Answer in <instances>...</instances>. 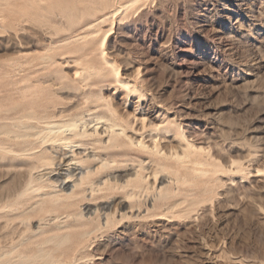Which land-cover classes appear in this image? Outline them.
I'll return each mask as SVG.
<instances>
[{
	"label": "rangeland",
	"instance_id": "obj_1",
	"mask_svg": "<svg viewBox=\"0 0 264 264\" xmlns=\"http://www.w3.org/2000/svg\"><path fill=\"white\" fill-rule=\"evenodd\" d=\"M102 56L138 91H122ZM108 102L132 123L117 156L132 160L103 169L93 180L108 181L93 191L87 183L78 204L58 211L74 225L56 230L33 210L65 179L69 153L60 145L26 152L43 151L53 166L35 171L38 191L10 209L0 203V253L68 231L74 252L60 264H264V0H0V124L19 123L23 112L101 117ZM181 134L195 144L191 158ZM156 135L179 158L130 144ZM96 146L80 156L105 152ZM19 154L0 151L1 193L36 161ZM140 161L149 169L142 183H121Z\"/></svg>",
	"mask_w": 264,
	"mask_h": 264
},
{
	"label": "bare ground",
	"instance_id": "obj_2",
	"mask_svg": "<svg viewBox=\"0 0 264 264\" xmlns=\"http://www.w3.org/2000/svg\"><path fill=\"white\" fill-rule=\"evenodd\" d=\"M127 3H125L126 9H127V6H126ZM105 35H106V33H105ZM104 41H105V38H103V40L100 43L103 44ZM100 47H99V49H100ZM102 58H103V56H102ZM103 59H102L104 61L103 63L106 64L108 67H110V71L113 74V78H115L116 81L119 83L122 91L127 92V94H128V92L130 93V92L138 91L137 86L135 87V85L131 81L124 80V79L120 78L118 67L115 68V66L113 64H110L109 60H107L106 58H103ZM86 75H89V73H87ZM28 95H30V94H28ZM26 103H28V101ZM105 105L107 106V110L105 112L104 111L102 112L103 116H101V117H98V116L94 117L95 115L93 117L92 116L90 117L89 115L94 114V113H92V114L88 115L89 118L85 115L88 118V119H85L83 112L76 111V112H74V115L69 118L70 121H68V122H63L64 120L58 121L54 117L51 120L46 121L45 116L44 117L38 116L35 112H23L20 115L19 119L17 116L19 123L13 124L11 126H8L7 124H4V123L0 124V135L2 136V137H0V151H2V152L5 151L8 153H10V152L12 153V151H16V152H20V154H19L20 156H31L32 155V156H35V158H36V161L29 163V166L27 168L23 169V167H22L21 173H19V174H21V176L19 175L20 176L19 181L17 179H14L15 175L17 178L18 172H17V174L15 172H13V173H15V175L12 178L14 179V182L17 180L18 183L16 181L17 184L14 187L11 186L12 188L9 189L10 188V186H9V188H8L9 190H7V191L5 190L6 192H3V193L0 192L1 193L0 194V203H3L4 207H7L8 209H10L16 203H19L20 199L22 197H24L25 194H27L26 192L28 190H30L28 192V194L33 190L32 189V185H33L32 183H34L35 181L34 182H32V181L34 178H36V176L34 175L35 171L38 169L46 170V169L52 168L53 158L49 157L48 155L43 154V151L37 155H36V150L33 152H30V153H26V152H29V151L37 148V147H43V150H46L45 148L47 147V149H48V146L54 147L56 145H60V146H63V150H67V153H69L68 155L65 154V156H64L65 157L64 162H66L65 165H66L67 175H66L65 179L62 178L63 180L60 183V186L58 187V189L53 188L48 193H42V194L40 193L43 196H46V195H49V196L42 199L43 202L46 204L43 205L44 203L42 202V205H40L36 209H34L33 212H39V211L47 212L49 220L52 221V223H53V226L51 224L50 225L52 227H54L56 230H61L63 228L73 226L74 225V215L71 216L72 213L67 212L66 220L63 221V223H62L61 221H59L60 220L59 219L60 214L58 211L62 208L72 207V206H75L76 204H78V202L81 201L82 195L85 192V190L88 191V189H89V188L86 189L87 183H91V185H90L91 191H93V184L92 183H96V184L97 183H107L108 180H101L102 178L97 180V181H94L93 179L97 176H100L101 171L103 169H106L107 167H109L111 163L113 164L114 162H123V161H127V160H132L130 155L125 156L124 160H118L117 159L118 155H121V156L124 155V153H123L124 150L121 148V144L119 143V138L122 136H125V137L127 136L126 135L127 132L125 133L126 127L131 126L132 123L130 121H128V119H126L125 116H121L120 118H118L119 112H118L116 107L112 106L111 103L108 102ZM90 109H91L90 107L87 108V110H90ZM139 118H140V121L142 123L141 126L143 128L146 125L144 123L145 116L139 117ZM139 118H136V116H134L133 123H134V121L139 120ZM42 119H44V120H42ZM40 123H43V124L40 125ZM149 123L151 124V122H149ZM90 124H92V125H90ZM168 125H167V128H168ZM15 127H17V128L13 129ZM170 127H173V126L171 125ZM156 130H158V129L156 128ZM168 130H169V128H168ZM176 130H177V128H176ZM153 132H151V133H153ZM177 132H178V130H177ZM155 133H157V131L154 132V134ZM167 133H168V131H167ZM167 133H165V134H167ZM163 135H164V133H163ZM144 137H141L135 141H133V140L130 141L129 139L128 140L130 141L131 145H134L136 148L141 149V150L148 152L150 154L157 155V156L162 157V158H168V157H171L172 155L177 156L176 158H179L178 156L180 155V153L173 150L172 147L160 145L158 143V140L156 141V139L159 138L157 135H156V138L154 136H150V140H147V141L144 139ZM181 137L184 140L183 145L185 146V148H183V153L187 156V155H189L191 149L192 150L195 149V144L190 143L189 142L190 140L186 139L184 134H181ZM160 141H161V139H160ZM89 144L94 145V146L97 145L96 148H101L102 151H105V152H103V153L101 152L97 155L93 154V153L90 154V152H89V154H87V155L84 154L85 155V156L83 155L84 157L80 156L81 153L83 152L81 149H83V147L85 145H89ZM87 149H89V148H87ZM189 157L191 158L190 155H189ZM61 159H63V157H61ZM61 159H60V162H61ZM171 159H172V157H171ZM91 160L96 161L98 164L93 166V167L86 165V163H88ZM58 162H59V160H58ZM143 162L140 161V164L137 165V166H140L139 167L140 170L139 171L135 170V176L132 179L127 178L126 180L121 181V183H142V180L144 179V175L141 174V171L148 169V168H145L144 166H142L141 163H143ZM197 162L199 163V161H197ZM178 163H180V162H178ZM189 163H191L190 160H189ZM200 163H199V166H200ZM202 163L204 164V162H202ZM116 164H118V163H116ZM194 165L197 166V164H194ZM58 166H59V164H58ZM18 169H20V168H18ZM56 170H57V168H56ZM50 171H49V173H50ZM51 172H53V171H51ZM124 172H126V169ZM165 172H163V173H165ZM38 173H40V172H38ZM113 176L116 177L117 174L116 175L113 174ZM120 176L123 177L122 175H120ZM120 176L118 175V177H116V178L118 179ZM126 176H128V175H126ZM104 177H106V176H104ZM120 178L118 180H120ZM38 179H39V177H38ZM39 180H41V179H39ZM50 180H51V178H50ZM60 181H61V178H60ZM51 182H53V180ZM176 182H178V181H176ZM54 183H55V181H54ZM68 183H70V184L67 185ZM180 183H181V180H180ZM50 185H52V183ZM55 185H58V184L55 183ZM135 186H137V185H135ZM42 188H43V186H42ZM48 189L50 190V188H48ZM68 189H69V192L66 191ZM38 190H39V187L37 185V187L33 191H38ZM33 193H35V192H33ZM33 193H31V194L33 195ZM35 196H36V193H35ZM31 207H32V205H31ZM7 208H6V210H7ZM3 209H5V208H3ZM87 209H89V208L87 207L86 210ZM45 216H47V215H45ZM21 221L23 222V220H21ZM41 221H43V219ZM41 221H39V222H41ZM27 222H28V220H27ZM23 223H25V222H23ZM37 225H38V223H37ZM50 225H48V226H50ZM8 226L9 225L7 224V227ZM18 226H19V224H18ZM26 226H27V223H26ZM13 227L15 228L16 226H13ZM13 227L10 229L11 232L14 231ZM38 227H39V225H38ZM2 228H4V227L2 226ZM0 229H1V227H0ZM27 229H28V227H27ZM30 229H31V227H30ZM7 232H9V231H7ZM22 232H23V230H22ZM27 232H29V231H27ZM27 232H25V233H27ZM12 233H10L11 236H12ZM20 233L21 232H19V235H20ZM4 235H5V233H4ZM11 236L8 235V238H10ZM24 239H26V238H24ZM13 240H14V238H13ZM2 241H4V240H2ZM21 242H22V240H21ZM16 243H18V242H16ZM50 244H52L53 246L48 247ZM65 244H66L65 249L61 250V247ZM14 250H15V248H12V249L7 250L3 253H0V264H23V263L28 262V261L32 262V264L33 263H35V264L36 263L37 264H60L63 261H65L67 258H69L70 256L73 255L74 238L72 237L71 233H69L68 231H64L61 233H54V234L50 235L47 239L45 238V240L43 242H41L39 244H35V246L34 245H27L23 248V250L21 252H16ZM32 250H35L36 254L28 256L27 254L29 252H31Z\"/></svg>",
	"mask_w": 264,
	"mask_h": 264
}]
</instances>
